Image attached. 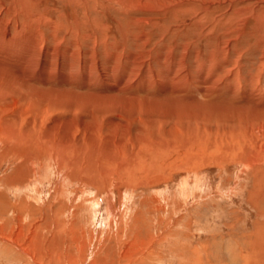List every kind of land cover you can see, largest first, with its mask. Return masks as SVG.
<instances>
[{"label": "rangeland", "instance_id": "1", "mask_svg": "<svg viewBox=\"0 0 264 264\" xmlns=\"http://www.w3.org/2000/svg\"><path fill=\"white\" fill-rule=\"evenodd\" d=\"M2 22L11 36L36 38L52 61L59 55L71 64L82 82L182 74L230 109L208 123L155 115L147 128L119 109L98 120L76 112L69 125L65 110L47 114L44 124L34 109L3 120L0 264H264V108L256 106H264V0H0ZM225 84L231 95L223 94ZM58 91L98 98L93 89ZM233 96L241 103L229 105ZM30 118L38 123L25 139ZM58 131L70 137L59 153ZM23 140L28 155H42L32 156L35 170L16 154ZM164 140L175 144L155 150ZM77 142L83 153L108 145L116 159L122 148L120 160L128 157L137 171H120L116 160L105 172L82 175L60 160L77 156Z\"/></svg>", "mask_w": 264, "mask_h": 264}, {"label": "bare ground", "instance_id": "2", "mask_svg": "<svg viewBox=\"0 0 264 264\" xmlns=\"http://www.w3.org/2000/svg\"><path fill=\"white\" fill-rule=\"evenodd\" d=\"M18 34H20V35H18ZM18 34H17V36L16 35L11 36V31H10L8 24H5V22H2L0 24V112L1 111L3 112V110L8 109V108L12 109L11 113L13 112L10 115V117H9V115L4 114V112L2 114H0V128H1V122L3 120H5L4 123H6V124H8L10 121H13L15 118H16V120H18L19 118L26 116L25 114L28 113V111H27L28 109H30V110L34 109V111L36 110L39 113V118H40V115L44 113L41 117V120H40L42 122V124H44V121L46 119L47 114H50L51 112H53L55 110H58V111H61V110L64 111L65 110L72 117V118H66L68 121V125L70 122H72V124H74V121H75L74 116H75L76 112H84V111L89 110L90 119L96 118L98 120L99 117L104 116L109 112L116 111L117 109H119V111H121L125 116L128 115V118L137 115L135 117V120L138 118L137 122H139V126L140 127L144 126L145 128H147L146 125H149V123H150V122H147L146 119L154 118L155 115L158 119H166V120L169 119L170 117H172L171 115H178L177 121L179 122V124H181L180 122H183L182 120H184V119L185 120L187 119L186 121H188V118L195 119L199 122L204 121V122L208 123L210 121V118H217L218 117V119L219 118L222 119L225 115L224 112L227 111V113H228V111L230 109V108L229 109L227 108V110H226L225 105L224 106H223V104L219 105V103L221 102L220 101L221 98L218 97L217 96L218 94H216V93H214L215 95H213V97L208 99V96L204 91L205 88H202V84H200V83L198 84V81H200V80H196V79L190 80L187 77V75L183 76L182 74H181V76H179L178 74L177 75H171V76L168 75L166 78L155 79V80L153 77V81H151L152 79L146 80L141 75H138V74L133 77L132 73L129 74V76H128V73L127 74L125 73L122 75L120 74V76L117 78L118 81L114 82V83H111L110 82L111 80L109 81V80H106L103 78H98V77H100V75L96 78L95 77L93 78L92 75H89L88 79H86L82 82L81 81L82 79L79 78L78 73L71 72V68L69 66H72V65L68 64L65 60H63V58H59L60 56L58 55L56 62L52 61V58H51L52 56L48 53V51H45L42 46L38 45L36 38L32 37L31 35H28L26 32H23V31H21ZM56 51H57V49H56ZM167 72L168 71H166V73ZM99 79H101V80H99ZM195 82H197L198 85L195 84ZM48 85H50V86H48ZM69 85H70V87L72 86V87L80 88V89H82V88H84L86 90L87 89H93L94 90L93 93L98 92V94L96 93L98 98H96L95 95H91L92 98H89V97H85L86 95L80 96V95H77L76 93H69L66 91L65 92L58 91V89H60L61 87L62 88H63V86L67 87ZM80 85H82V86H80ZM214 85L217 86V84H214ZM218 85H221V83ZM216 86H215V88H216L215 91H217L219 93L220 86L219 87H216ZM223 88H224L223 94H224V92H226L227 95H231V91H232L231 89L232 88L231 89L228 88V84H225L223 86ZM250 95L254 96V94L248 95L247 98L249 100L251 97ZM231 99L232 100L227 101L229 105L231 104L229 102L241 103L240 101H242V100H239L240 97L236 98L233 96V97H231ZM20 100L22 101L23 105L19 104ZM243 102H244L243 103L244 105L248 104V100H247V102L246 101H243ZM175 104H178V106H180V107L179 108L175 107ZM180 104H182V105H180ZM204 104H205V106H204ZM209 104L212 105V108L209 106ZM173 105H174V108H171ZM256 106L260 109L264 108V106H258V104H256ZM251 109H252V106H251ZM254 110H255V108H254ZM29 116H30V114H29ZM37 117H35V118H37ZM64 117H62V118H64ZM87 117H88V115H87ZM32 118H33V116H32ZM121 118L122 117L119 115V119H121ZM28 120L29 119H27V121ZM27 121L25 124L26 128L24 129V137H23L25 139L29 138L28 137L29 133H28L27 127L29 125L33 126V125H35V123H38L37 119H35V120L31 119L30 121H28V122ZM57 124H58V122L56 120H53L52 125L49 128H51ZM126 124H128V123H126ZM163 124L164 123H162V125ZM180 126L183 127L182 125H180ZM2 129H1V131H2ZM56 129H57V127H56ZM4 130L6 132V129H4ZM37 130H38V128H37ZM41 130H38V131H41ZM44 130H45V128H44ZM18 132H20V131H18ZM84 132L85 131H82V134L84 135L83 138H79V140L82 139V142H84L83 139L88 135V134L85 135ZM177 132L180 133V130L179 131L177 130ZM42 133L43 132H41V134ZM167 133L171 134V131L169 130ZM41 134H39L40 137H42ZM66 134L67 133H65V132H64V134H62V132L59 133V131L56 134V136H57L56 141L57 142L55 145L56 146L55 151L57 153H59L58 151L61 149V148L59 149V146H62V148H63V145H65L66 142L68 143V139L70 137L65 136ZM3 136L7 137L8 135L5 134ZM10 136L11 135H9V138H10ZM45 136L43 138H45ZM73 137H74V132H73ZM90 137L95 138L92 135ZM53 138H55V136H53ZM45 139H47V138H45ZM85 139H87V138H85ZM0 140H1V138H0ZM31 141L32 140H30V142ZM47 141H48V139H47ZM47 141H46V143H47ZM3 142H4V140H3ZM3 142H2V144H3ZM8 142H10V141H8ZM74 142H75V140H74ZM146 143L150 144V142H146ZM152 143H154V141H152ZM152 143H151V145H152ZM171 143H174V142L172 140H169V141L164 140L163 144H161V145L154 143L155 144L154 149L155 150L156 149L161 150L164 148L168 149L169 147L172 148L173 144L171 145ZM186 143H187L186 140H185V142L181 140L180 146H183V144H186ZM74 144H73V146H74ZM6 145H7V142H6ZM17 145L18 144H15L14 146H17ZM66 145L69 146V143ZM37 146L40 147V145H37ZM81 146H82V144L77 142V144H75L74 148H72V149L77 148L79 151L76 150L75 154L78 156V154L82 153L84 155V157H83L84 161H82L83 160V158L81 157L82 155H80L81 158H79V156L78 157L77 156L72 157L73 154L71 156H69L67 154L69 156V157H67V156H65L66 154H64V153H63L64 156L61 157L60 160H62L64 162L66 161V164L68 163V165L72 168V170L73 169L77 170V171L79 170L81 172V174L82 175L84 174L85 176L87 175L88 172H89V175H90V172H92V173L93 172H96V173L97 172L98 173L99 172L100 173L105 172V170L107 169V166H112L113 162H116V160L119 161L121 159V158H119V155H121L122 148L116 149L115 153H119L118 158L116 159L114 157L110 158L108 156V154H109V153H107L108 152V150H107L108 145H106L105 147H99L97 150V153L95 151L96 148H95V150L93 149L92 152L83 153L82 151H80ZM113 147H115V145ZM185 147H186V145H185ZM16 148H17L16 154H17V156L22 157V163L24 164L25 161H27L29 164H31L33 170H35L36 168H35V166H33L35 159H33L34 157L32 158V156H36V159H38L37 156L38 155L40 156L41 153H39V151H37L32 156L28 155L29 153H26V148L27 149H29V148H28V146L24 140H23L22 147H16ZM33 148L37 149L36 146H34ZM83 148H84V146H83ZM110 148H111V146H110ZM38 149H41V148H38ZM178 150H180V149H178ZM191 151H193V150H191ZM67 152H68V150L66 151V153ZM85 152H86V150H85ZM14 153H15V151H14ZM16 154H15V157H16ZM51 154H53V151L51 152ZM51 154H50V156H48V155L47 156L56 161L57 157L56 158L52 157L53 155H51ZM7 155H9V154H7ZM55 155H56V153H55ZM194 156L195 155L191 154V158H193ZM4 157H5V155H4ZM15 157H14V159H15ZM109 158L112 161H110ZM126 158L128 159V157H123V160H120L119 162H117V166H118L119 170L124 171V172L126 170L127 171H129V170L135 171L138 166L134 165V162H133V164L126 162ZM188 159H190V158H188ZM167 160H170V159H167ZM128 161H131L130 158ZM23 164H20V165H23ZM20 165L17 168H21ZM141 165H139V167ZM135 166H137V167H135ZM93 176H94V174H93ZM90 180H92V179H90ZM181 185H182V190H183L186 187V184L184 182Z\"/></svg>", "mask_w": 264, "mask_h": 264}]
</instances>
